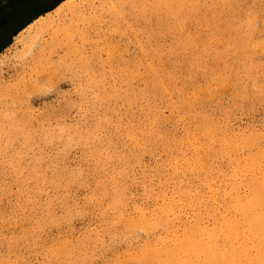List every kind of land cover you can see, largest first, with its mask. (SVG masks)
<instances>
[{"label":"rangeland","instance_id":"obj_1","mask_svg":"<svg viewBox=\"0 0 264 264\" xmlns=\"http://www.w3.org/2000/svg\"><path fill=\"white\" fill-rule=\"evenodd\" d=\"M213 1L179 18L156 0L55 15L38 0L0 28V264L222 260L220 220L242 219L264 165V0ZM25 2L0 0V18ZM191 234L202 249L174 248Z\"/></svg>","mask_w":264,"mask_h":264},{"label":"bare ground","instance_id":"obj_2","mask_svg":"<svg viewBox=\"0 0 264 264\" xmlns=\"http://www.w3.org/2000/svg\"><path fill=\"white\" fill-rule=\"evenodd\" d=\"M188 2L190 7L188 8L189 11L192 12V10L195 9V4L192 3V0H156V7L164 11L170 10V13H174L175 17H179L180 12L179 11L182 7V5L185 2ZM215 1V0H214ZM213 1V2H214ZM221 1V0H220ZM195 2V1H194ZM155 3V2H154ZM186 4V3H185ZM219 4V3H218ZM223 4V3H222ZM198 6V5H197ZM196 6V7H197ZM198 8V7H197ZM226 12V11H225ZM168 13V12H167ZM169 13V14H170ZM174 17V18H175ZM180 18V17H179ZM253 37V36H252ZM247 39V38H246ZM251 40V39H250ZM249 40V41H250ZM248 41V43H249ZM251 43V42H250ZM254 43V42H252ZM255 44V43H254ZM248 46V45H247ZM254 46V45H253ZM251 47V46H250ZM247 48V47H246ZM249 48V47H248ZM247 48V49H248ZM255 48V46H254ZM251 50V48H250ZM254 50V49H253ZM252 50V51H253ZM257 51V50H256ZM151 52V51H150ZM254 52V51H253ZM251 55V54H250ZM86 63V61H85ZM87 65V64H86ZM140 70V69H139ZM139 72V71H138ZM141 73V71H140ZM154 73V72H153ZM151 74V73H150ZM150 77V76H149ZM144 78V77H143ZM234 81V80H233ZM236 81V80H235ZM237 82V81H236ZM257 83V82H256ZM144 84V83H143ZM237 86V85H236ZM211 88V87H210ZM166 90V89H165ZM115 97V96H114ZM152 111V110H151ZM201 116V115H200ZM208 118V117H207ZM213 119V118H212ZM209 121V120H208ZM160 122V121H159ZM211 125V124H210ZM204 129V128H203ZM199 131V130H198ZM200 133V132H199ZM215 133V131H214ZM212 133V134H214ZM212 136V135H211ZM264 136V135H263ZM262 136V137H263ZM155 137V136H154ZM213 137V136H212ZM215 137V134H214ZM227 137V136H226ZM230 137V136H229ZM229 137H227L228 140ZM250 137V136H248ZM234 138V137H233ZM231 138V139H233ZM240 138V137H239ZM155 139V138H154ZM235 139V138H234ZM233 139V140H234ZM187 140V139H186ZM222 140V139H221ZM222 140L221 142H223ZM230 141V140H228ZM226 141V142H228ZM232 144H234L236 141H231ZM248 143V142H246ZM220 144V143H219ZM223 144V143H222ZM229 144V143H228ZM227 144V145H228ZM237 144H240L237 142ZM249 144V143H248ZM221 145V144H220ZM226 145V144H225ZM231 145V144H230ZM244 145V144H243ZM232 146V145H231ZM230 146V147H231ZM238 146V145H237ZM187 147V146H186ZM228 148V147H227ZM238 148V147H237ZM244 148V147H243ZM234 149V147H233ZM189 150V149H188ZM232 151V150H231ZM235 151V149H234ZM226 153V152H225ZM238 153V152H237ZM255 153V152H254ZM230 155V154H228ZM201 157V156H200ZM228 157V156H227ZM251 157V156H250ZM206 158V157H205ZM237 158V157H234ZM253 159V158H252ZM251 159V160H252ZM250 160V158H249ZM250 160V161H251ZM263 161V160H262ZM253 162L255 165L257 164L259 169H261V175L258 177L257 175L253 174V181L250 187V195L245 198L243 202L238 201V198L235 200L234 203V209L236 212H239L237 214H241L239 216H242L240 219H229V218H222L223 220H220V222L223 224L221 227H223V239H224V247H223V256L222 260L219 261L217 258L208 257L209 259L204 262V264H264V165L261 163V159L254 158ZM238 164V163H237ZM202 166V165H201ZM250 166V165H249ZM248 166V167H249ZM187 167V166H186ZM194 167V165H193ZM236 167V166H235ZM257 167V168H258ZM239 168V167H238ZM256 168V167H255ZM252 169H254L252 167ZM257 170V169H255ZM254 170V171H255ZM253 171V170H252ZM253 173V172H252ZM260 173V172H259ZM238 174V173H237ZM235 177V176H234ZM248 178V177H247ZM244 180V179H243ZM239 186V185H238ZM241 188V187H240ZM249 190V191H250ZM243 191V190H242ZM236 196V195H235ZM239 197V196H238ZM242 197V196H241ZM243 200V199H241ZM219 204V203H218ZM173 206V205H172ZM224 208V207H223ZM235 212V211H234ZM165 215V214H164ZM235 217V216H234ZM233 218V217H232ZM239 218V217H238ZM196 229L197 226H196ZM215 229V228H214ZM187 231V230H186ZM219 231V230H218ZM202 232V231H201ZM217 232V231H216ZM204 233V232H202ZM206 233V232H205ZM209 233V232H208ZM201 234V233H200ZM197 235V234H196ZM208 235V234H207ZM219 237V233L217 234ZM206 237V236H205ZM221 237V236H220ZM219 237V238H220ZM204 238V236L202 237ZM222 239V238H221ZM185 244L183 242L181 244H175V249H182L186 250L187 247L192 246H198L201 247L204 245L203 240L198 239L194 236V234H191L190 237H186ZM207 240V239H206ZM215 241V240H214ZM209 242V241H208ZM219 242V241H218ZM217 242V244H218ZM207 243V242H206ZM211 243V241H210ZM216 243V242H215ZM215 244V245H217ZM189 245V246H188ZM205 247V246H204ZM203 247V248H204ZM208 247V246H207ZM206 247V248H207ZM210 247V246H209ZM218 247V246H217ZM164 248V247H163ZM205 248V249H206ZM211 248V247H210ZM220 248V247H219ZM172 249V248H171ZM194 249V248H193ZM212 249V248H211ZM214 249V246H213ZM212 249V250H213ZM221 249V248H220ZM207 250V249H206ZM205 250L206 254L209 252L210 249L207 251ZM203 252V251H202ZM216 252V251H215ZM175 251L169 252V255L174 257ZM180 253V252H179ZM179 253L175 254L178 255ZM189 253V252H188ZM204 253V252H203ZM194 254V252L192 253ZM205 254V255H206ZM216 254V253H215ZM183 255V254H182ZM186 255V254H185ZM184 255V256H185ZM197 255V253H196ZM195 255V256H196ZM204 255V256H205ZM217 255V254H216ZM215 255V256H216ZM189 256V255H188ZM180 257V256H179ZM177 257V259L179 258ZM202 257V256H201ZM217 257V256H216ZM167 258V257H166ZM187 258V257H186ZM174 257L173 264H177V260ZM194 259V258H193ZM206 259V258H205ZM184 260V258H183ZM195 260V259H194ZM193 260V261H194ZM169 261V260H168ZM185 261V260H184ZM167 262V259H166ZM181 262V261H180ZM168 263V262H167ZM164 264V263H163ZM180 264V263H179ZM183 264H186L183 262ZM197 264V263H196Z\"/></svg>","mask_w":264,"mask_h":264},{"label":"snow or ice","instance_id":"obj_3","mask_svg":"<svg viewBox=\"0 0 264 264\" xmlns=\"http://www.w3.org/2000/svg\"><path fill=\"white\" fill-rule=\"evenodd\" d=\"M52 5V14L55 15L58 10V4ZM45 11L44 6L38 2V0H28V2L19 4L15 7L13 14L8 19L0 18V28L7 25L9 28H14L16 25L23 27L29 23L30 20L39 17L41 12ZM261 96L264 98V89L261 91ZM165 134V128L159 122H154L152 125L151 135L156 136L158 139H162ZM72 195V193H69Z\"/></svg>","mask_w":264,"mask_h":264}]
</instances>
